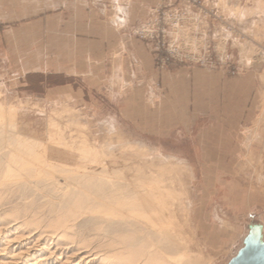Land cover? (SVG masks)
<instances>
[{
	"label": "rangeland",
	"instance_id": "1",
	"mask_svg": "<svg viewBox=\"0 0 264 264\" xmlns=\"http://www.w3.org/2000/svg\"><path fill=\"white\" fill-rule=\"evenodd\" d=\"M35 1L39 0H0V161H51L71 172L84 167L97 184L100 177L95 175L102 166L114 175L111 181L122 184L141 179L149 168L158 172L166 167V203L172 216L168 232L195 264H228L242 248L248 225H264V161L253 160V153L247 152L243 161H231L242 134L228 132L233 102L225 96L235 89V94H242L244 86L228 87L222 78L254 67L246 93L251 92L253 130L260 126L262 130L247 129L243 136L260 146L264 140V0H201L203 11L198 16L188 12L192 20L176 32V41L184 50L201 51L206 63L168 60L166 54H157L154 43L136 35L157 16L158 0L148 8L151 16L130 31L151 47L157 80L150 86H130L124 93L119 92L116 78H109L115 57L102 53L101 47L118 40L108 30L109 24L93 22L85 31L73 30L66 18L30 19L40 7ZM74 31L91 37L74 38L70 36ZM94 48L99 50L84 53ZM100 57L107 68L98 67ZM199 69L220 72L219 85L207 84ZM30 74L53 78L44 84L36 76L26 78ZM63 88L80 96L76 100ZM168 125L170 132H164ZM153 128L158 132H148ZM18 138L22 145L17 144ZM249 141L241 148L247 150ZM63 179L59 191L71 193L74 186L70 189L72 185H64ZM15 187L10 185L4 193L6 205L32 204L40 213L56 205L62 195L50 189L23 193L21 186ZM97 209L90 215L100 216ZM91 216L81 220L88 223L80 230L89 237L101 235Z\"/></svg>",
	"mask_w": 264,
	"mask_h": 264
},
{
	"label": "bare ground",
	"instance_id": "2",
	"mask_svg": "<svg viewBox=\"0 0 264 264\" xmlns=\"http://www.w3.org/2000/svg\"><path fill=\"white\" fill-rule=\"evenodd\" d=\"M2 117L0 107V120ZM21 141L18 138L17 144L22 145ZM24 146L29 147L27 143ZM63 167L51 161H0V264H195L168 232L172 216L166 203V167L158 172L147 167V175L145 172L128 184L112 182L114 175L105 166L95 175L100 177L98 184L84 167L75 172ZM59 177L64 178V185H72L68 192L74 186L71 193L59 191L63 189ZM13 184L21 186L23 193L50 189L62 195L56 205L47 203L50 208L46 213L32 204L9 207L4 193ZM95 208L101 209L100 216L90 215ZM90 216L95 218L92 225L103 231L101 235L89 237L80 230L88 223L81 220Z\"/></svg>",
	"mask_w": 264,
	"mask_h": 264
},
{
	"label": "crops",
	"instance_id": "3",
	"mask_svg": "<svg viewBox=\"0 0 264 264\" xmlns=\"http://www.w3.org/2000/svg\"><path fill=\"white\" fill-rule=\"evenodd\" d=\"M157 2L158 0H39L35 1V4L40 6L37 7L38 10L36 9L35 11L37 12L36 16L34 18L31 16L30 19L37 18L41 21L43 17L52 16L53 19L62 21L66 18L73 30L79 28L80 30L85 31L90 30V25L93 22L96 25L102 24L100 21H103L105 23L104 25L109 24L108 30H110V33L117 37L118 40L115 43L101 47L102 53L103 55H113V57H115V59H112L111 61L110 67L112 70V76L109 78L115 77L116 84L119 87V92L124 93L130 86L143 84L150 86V84L157 80L155 76L156 74L153 70L151 47L148 43L136 38L130 32L131 27L136 25V23L142 22L148 16H151L148 8L154 7ZM12 20L17 19H9V21ZM70 36L74 38L86 37L87 39L91 37V35H87L86 32L77 34L75 31ZM93 37L94 36L92 35V38ZM92 50H99V48L84 50V53L89 54ZM98 59H100V62L102 61L100 65L98 64L99 68L103 69L108 67V65L104 63L102 57ZM88 60L91 61V58ZM176 67H179L180 70H190L181 65H177ZM253 69L254 67L249 66L246 69H242L244 70L243 72L238 70L237 73H233L228 79L222 78L224 85H227L228 87L232 84L244 86V92L242 94H235L234 91H236V89L233 90L231 88L233 93L230 95L228 93L225 96L227 100L229 99V102H233V104L230 106L232 112V121L230 122L231 125L229 126L228 132L242 134L241 142H238V145H235L233 149V156L231 157L233 160L231 159V161H243V156L246 154V152L247 154L253 153V160L264 161V140L259 146L253 142L252 138H250L249 141L248 139L245 140L243 136L247 129H251L249 131L251 133L262 130V126L253 130L251 123L254 117V110L253 106L250 104L251 92L246 93V90L248 91L251 88L250 86L252 82L251 79ZM198 71H200V76L203 77V80H205L207 84L213 86L215 85L216 87L219 85L221 79L219 75L220 72L217 70L211 71L207 69H199ZM149 74H151V76ZM32 76L42 79L41 82L44 84H47L48 80L53 78L52 76H43L41 74H30L27 75L26 78ZM68 77L74 78L73 75ZM61 90L65 91L66 89L63 88ZM66 91L70 92V97H75L76 100L78 99V96H80L78 94L76 95L71 88L67 89ZM149 99L154 100L152 96L149 97ZM233 119L235 121H233ZM241 122H243L242 128H240ZM248 124L250 126L246 127ZM170 126L171 125L166 126L167 129L164 132H170ZM148 132L156 133L158 132V129L153 128L148 130ZM246 141H249L247 142V150L241 148V145ZM225 161H227L226 158ZM250 194L251 193H249V195ZM252 225H248V232L249 227ZM257 225L261 226V235L262 240L264 241V225Z\"/></svg>",
	"mask_w": 264,
	"mask_h": 264
},
{
	"label": "built area",
	"instance_id": "4",
	"mask_svg": "<svg viewBox=\"0 0 264 264\" xmlns=\"http://www.w3.org/2000/svg\"><path fill=\"white\" fill-rule=\"evenodd\" d=\"M191 11L195 12L197 16L203 11L201 0H161V4L156 10L157 16L140 27L136 35L140 39L154 43L158 51L157 54H166L168 60L206 63L208 59L201 57V51L184 50L176 41L179 38L176 36V32L185 27L186 21L192 20L188 16V12ZM187 42L186 40L185 45H188Z\"/></svg>",
	"mask_w": 264,
	"mask_h": 264
},
{
	"label": "water",
	"instance_id": "5",
	"mask_svg": "<svg viewBox=\"0 0 264 264\" xmlns=\"http://www.w3.org/2000/svg\"><path fill=\"white\" fill-rule=\"evenodd\" d=\"M228 264H264V241L260 225L254 224L249 227L243 247Z\"/></svg>",
	"mask_w": 264,
	"mask_h": 264
}]
</instances>
